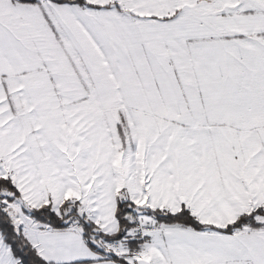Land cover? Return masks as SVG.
Here are the masks:
<instances>
[{"label":"snow or ice","instance_id":"snow-or-ice-1","mask_svg":"<svg viewBox=\"0 0 264 264\" xmlns=\"http://www.w3.org/2000/svg\"><path fill=\"white\" fill-rule=\"evenodd\" d=\"M0 264H264V0H0Z\"/></svg>","mask_w":264,"mask_h":264}]
</instances>
